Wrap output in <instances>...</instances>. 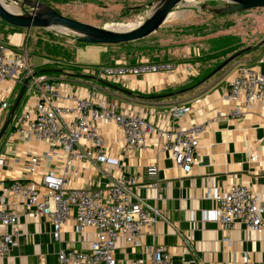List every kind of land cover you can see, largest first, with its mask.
I'll return each instance as SVG.
<instances>
[{
  "label": "crops",
  "instance_id": "0c3cea01",
  "mask_svg": "<svg viewBox=\"0 0 264 264\" xmlns=\"http://www.w3.org/2000/svg\"><path fill=\"white\" fill-rule=\"evenodd\" d=\"M155 1L113 0V4L130 12L142 10V17L133 19L139 22L145 19L151 11L150 5ZM144 8L148 11L146 15ZM183 25L187 23L182 15H170L158 31L145 39L131 42L129 48L137 52L134 59L128 60L123 55L125 48L122 45L102 44L99 48L98 65L118 61L135 62L144 58L150 61H172L178 65V70L128 77L122 83L115 84L132 91L133 96L111 89L97 79L86 80V77L74 72H64L65 77L54 74L51 77L57 78L61 87L58 95L52 96V101L67 106L71 105L65 98L68 92L84 97L94 94L117 102L119 111H146L159 125L166 122L177 124L179 120L186 127L192 123H202L206 129L200 139V162L186 174L175 166L167 151L157 147V137L143 148L128 150L117 125L101 124L106 150L120 160L121 166L103 164L102 172L97 171L90 160L77 161L73 166L70 184L83 188L105 187L111 178L124 170L140 178L139 185L134 189L137 198L157 206L164 214L163 218L144 230L142 246H135L122 238L117 240L115 256L119 264H130L139 259L148 261L145 247L161 245L170 249L175 264H264V234L248 229L243 223L226 230L209 216L216 206L210 193L222 191L232 183L245 185L257 192L264 206V102L253 105L242 117L234 119L227 116L231 106L225 100L229 79L238 65L246 64L264 73V63L260 61L264 45L258 46L263 39L246 45L223 47L215 44V47L219 46L216 50L211 38H196L190 30H183ZM205 31L195 30L203 36L206 35ZM250 46L258 48L232 61L235 62L233 71L230 67L196 86L225 59ZM184 66L191 67L193 74L184 73L181 69ZM94 67L82 69L81 75L91 76L86 71ZM168 93L176 95L148 98ZM184 106H189L191 110L180 119L170 115L171 109ZM219 112L222 116H219ZM69 117L67 115V119ZM45 150V146L27 141L11 131L7 140L0 145V154L6 158L5 165L0 166V179L29 178V159ZM254 155L257 160L252 161ZM150 165L158 167L154 178L147 174ZM61 168V163L44 159L38 174L47 169L60 171ZM154 181L160 183L157 190L151 186ZM4 206L18 215L19 236L17 246L7 257L0 259V264H58L60 250H87L94 238V230L90 227L81 228L79 221L72 216L56 241L52 235L51 222L45 217H32L22 198L6 194Z\"/></svg>",
  "mask_w": 264,
  "mask_h": 264
},
{
  "label": "built area",
  "instance_id": "2783aa9c",
  "mask_svg": "<svg viewBox=\"0 0 264 264\" xmlns=\"http://www.w3.org/2000/svg\"><path fill=\"white\" fill-rule=\"evenodd\" d=\"M23 35H14L9 42L0 41V119L11 108L18 85L33 76L34 66ZM17 47L18 49H14ZM264 63V53L260 60ZM172 61H150L139 58L135 62L118 61L87 69L86 73L113 84H120L128 77H138L178 70ZM193 74L189 66L181 68ZM32 83L30 85V81ZM60 81L46 74L33 76L27 84V101L18 116L12 133L27 141H34L46 150L29 159V178L11 177L0 179V259L7 257L17 246L19 236L18 215L4 206L5 195L22 198L28 213L36 218H47L53 227L52 235L60 239L64 225L73 216L81 228L94 230V238L87 250H60L58 264H119L115 256L118 239L135 246H142L144 230L156 223L164 214L134 193L140 178L121 170L105 187H73L70 176L77 161H92L97 171L103 164L121 166L118 158L106 150V142L100 130L101 124H115L121 130L123 143L128 150L145 147L157 137V147L167 151L175 166L186 174L200 162V139L206 129L202 123L183 126L168 122L159 125L146 111H119L117 102L105 96H78L66 93L71 105H57L52 96L58 95ZM16 98V97H15ZM225 100L230 110L227 116L242 117L248 109L264 102V73L246 64L238 65L229 79ZM189 106L175 107L170 115L180 119L190 112ZM222 116V113H218ZM67 115L70 117L67 119ZM5 156L0 154V166L5 165ZM53 159L62 164L60 171L47 169L38 174L42 161ZM252 161L257 160L254 155ZM156 165L147 167V174L154 178ZM105 175L109 173L104 171ZM40 175V176H39ZM151 186L156 190L160 183ZM214 211L220 215L211 218L226 230L239 223L258 234H264V206L260 195L245 185L232 183L222 191H212ZM230 242L229 239L226 240ZM148 261L136 260L130 264H175L170 249L166 246H146Z\"/></svg>",
  "mask_w": 264,
  "mask_h": 264
},
{
  "label": "rangeland",
  "instance_id": "374dc122",
  "mask_svg": "<svg viewBox=\"0 0 264 264\" xmlns=\"http://www.w3.org/2000/svg\"><path fill=\"white\" fill-rule=\"evenodd\" d=\"M41 1L52 6L65 16L102 27H120L126 25L130 22H134V18L138 19L142 17L141 12H143L142 10H134L130 12L128 9L116 7L113 4V0ZM2 2L7 7H13L20 10V13L23 14L32 10L25 0H3ZM223 6H225V2L221 0H186L181 6L175 8L171 15L172 17L182 15L187 23V25L181 26L182 29L190 30L191 34L196 38L200 36L211 38L212 46L215 44H221L223 47L234 44V46L243 44L246 45L252 43L253 41L257 42L258 40L261 41L264 39V8H256L227 15H217L210 10V8ZM146 8L143 9L145 15L148 12L145 11ZM10 29L9 25L0 19V41L6 43L9 42L10 38H12L15 34L14 32L11 33ZM17 29L19 30L15 32L26 37L24 44H26L28 48L30 62L34 66L33 68L35 72L46 68H56L62 69L64 72H74V74L81 75V70L86 69V67L100 66L98 65L100 61L99 48L102 47V44H79L77 41V35L66 33L60 29L33 28L30 31L22 28ZM195 30H197V32L206 30V35H200L196 33ZM51 46H53L56 50L60 48H68L70 53L75 51V61L73 63H66L65 60L53 57L51 58L50 56H42L43 53H46L47 49ZM216 48H219V46H214V49ZM14 49L18 48L14 47ZM68 56L70 58V54ZM54 60L57 61L52 62ZM233 64H235V62L229 63L220 72H224L230 67L233 71ZM41 74L43 73H39L37 76H40ZM44 74L49 76L57 74L60 77H65L63 73L44 72ZM86 80L88 79L86 78ZM93 81L94 80H92V82ZM31 83L32 80L30 81V85ZM97 83L101 85L100 82ZM20 89L21 85H18L15 90L13 100L16 99L15 97H17ZM28 92L29 91L27 90L21 99L10 124L0 141V145L7 140V137L11 133L12 128L27 101ZM10 110L11 108L5 110L0 119V131L9 117Z\"/></svg>",
  "mask_w": 264,
  "mask_h": 264
},
{
  "label": "water",
  "instance_id": "95a60500",
  "mask_svg": "<svg viewBox=\"0 0 264 264\" xmlns=\"http://www.w3.org/2000/svg\"><path fill=\"white\" fill-rule=\"evenodd\" d=\"M186 0H157L151 5V11L147 14L145 19L139 22H133L126 24L123 28L115 27H102L93 24L86 23L68 16H65L58 12L52 6L42 2L41 0H25V2L32 8L30 12L25 14L20 12H15L9 10L0 0V19L16 28L26 29L30 31L33 28L42 29H64L66 33H72L77 35V41L81 43L90 44H122L135 42L138 40L145 39L151 34L158 31L167 19L172 14L173 10ZM225 2L223 7L210 8L211 11L217 15H227L236 12L248 11L256 8H264V0H221ZM264 45V39L260 42L258 46ZM257 47V46H256ZM255 46H250L241 49L240 51L234 53L222 63H220L208 76H206L202 81L196 84L200 85L207 79L211 78L216 73L220 72L225 66L234 61L240 55L249 52L256 48ZM53 72V73H64L62 69L56 68H46L40 71L34 72L33 76L39 73ZM29 76L24 80L21 89L11 106L9 117L5 121L1 131H0V141L2 140L12 117L18 108L21 99L25 94V90L28 81L33 77ZM86 78H94L93 76L79 75ZM102 84L107 87L114 89L116 91L122 92L129 96H133L132 91L127 90L123 87L110 83L108 81L97 79ZM176 95V93H168L162 95H155L148 97L150 99H160L169 96Z\"/></svg>",
  "mask_w": 264,
  "mask_h": 264
},
{
  "label": "trees",
  "instance_id": "16d2710c",
  "mask_svg": "<svg viewBox=\"0 0 264 264\" xmlns=\"http://www.w3.org/2000/svg\"><path fill=\"white\" fill-rule=\"evenodd\" d=\"M9 25V24H8ZM9 27L11 28L10 29V31H11V33H13V32H15V31H17V30H19V29H17L16 27H13V26H10L9 25ZM9 30V29H8ZM130 43L131 42H129V43H122V44H111V45H122V47H124V48H122V49H124V54L123 55H125V57L128 59V60H130V59H134V58H136V51L135 50H133V49H131V48H129V45H130ZM79 44H84V43H81V42H79ZM258 47H256L255 48V50L257 49ZM254 50V49H253ZM75 52V51H74ZM73 51H72V53H70V51H69V49L68 48H66V49H63V48H60V49H58V50H56V49H54V47L53 46H51V47H49L48 49H47V51H46V53H43V55L42 56H44V57H48V56H50L51 58L53 57V58H57V59H61V60H65V62H70V61H73L74 59H75V53H74ZM70 54V58H69V55ZM69 58V59H68ZM57 60H54V61H52V62H56ZM130 63H132V62H130Z\"/></svg>",
  "mask_w": 264,
  "mask_h": 264
},
{
  "label": "bare ground",
  "instance_id": "6f19581e",
  "mask_svg": "<svg viewBox=\"0 0 264 264\" xmlns=\"http://www.w3.org/2000/svg\"><path fill=\"white\" fill-rule=\"evenodd\" d=\"M3 1V0H2ZM6 6V5H5ZM7 7V6H6ZM9 10H11V11H15V12H21L20 10H18V9H15V8H13V7H7ZM129 24V23H128ZM123 27H125V25H123V26H120V27H115V28H123ZM61 31H64V32H66V30H64V29H60Z\"/></svg>",
  "mask_w": 264,
  "mask_h": 264
},
{
  "label": "clouds",
  "instance_id": "9594fccd",
  "mask_svg": "<svg viewBox=\"0 0 264 264\" xmlns=\"http://www.w3.org/2000/svg\"><path fill=\"white\" fill-rule=\"evenodd\" d=\"M220 215V213L218 211H214L209 213L210 218H216Z\"/></svg>",
  "mask_w": 264,
  "mask_h": 264
}]
</instances>
